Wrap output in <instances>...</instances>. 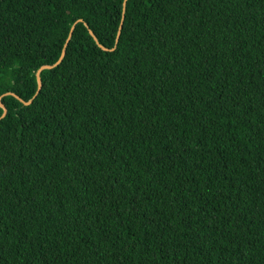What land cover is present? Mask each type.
<instances>
[{"label": "trees", "instance_id": "1", "mask_svg": "<svg viewBox=\"0 0 264 264\" xmlns=\"http://www.w3.org/2000/svg\"><path fill=\"white\" fill-rule=\"evenodd\" d=\"M0 104V264H264V0H0Z\"/></svg>", "mask_w": 264, "mask_h": 264}, {"label": "water", "instance_id": "2", "mask_svg": "<svg viewBox=\"0 0 264 264\" xmlns=\"http://www.w3.org/2000/svg\"><path fill=\"white\" fill-rule=\"evenodd\" d=\"M76 24H77V23H76ZM122 28H123V21H122V23H121V25H120V27H119V32H118L117 42H118L119 37H120V35H121ZM74 29H75V25L71 28V31H70V34H69V38H68V40H67V42H66V44H65V46H64V49H63V55H62V58H63V56H64V54H65L66 47H67L68 42H69V40H70V38H71V36H72V34H73V32H74ZM91 34L93 35L92 32H91ZM62 58L60 59L59 63L62 61ZM38 82H39V91H40V90H41V80H40V77H38ZM0 105H2V104H0Z\"/></svg>", "mask_w": 264, "mask_h": 264}, {"label": "rangeland", "instance_id": "3", "mask_svg": "<svg viewBox=\"0 0 264 264\" xmlns=\"http://www.w3.org/2000/svg\"><path fill=\"white\" fill-rule=\"evenodd\" d=\"M12 62L11 61H9V63H8V65H10Z\"/></svg>", "mask_w": 264, "mask_h": 264}]
</instances>
